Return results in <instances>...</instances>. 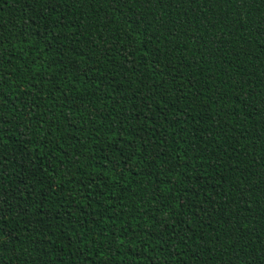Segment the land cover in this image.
I'll return each mask as SVG.
<instances>
[{
	"label": "trees",
	"instance_id": "16d2710c",
	"mask_svg": "<svg viewBox=\"0 0 264 264\" xmlns=\"http://www.w3.org/2000/svg\"><path fill=\"white\" fill-rule=\"evenodd\" d=\"M0 264H264V0H0Z\"/></svg>",
	"mask_w": 264,
	"mask_h": 264
}]
</instances>
